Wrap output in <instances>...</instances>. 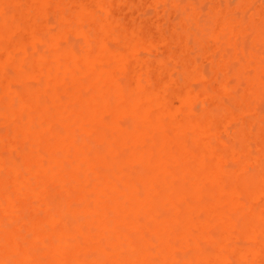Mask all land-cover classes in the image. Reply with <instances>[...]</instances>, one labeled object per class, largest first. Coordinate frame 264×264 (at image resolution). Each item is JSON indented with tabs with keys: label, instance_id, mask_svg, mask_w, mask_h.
Returning a JSON list of instances; mask_svg holds the SVG:
<instances>
[{
	"label": "bare ground",
	"instance_id": "obj_1",
	"mask_svg": "<svg viewBox=\"0 0 264 264\" xmlns=\"http://www.w3.org/2000/svg\"><path fill=\"white\" fill-rule=\"evenodd\" d=\"M198 1L0 0V264H264V0Z\"/></svg>",
	"mask_w": 264,
	"mask_h": 264
},
{
	"label": "rangeland",
	"instance_id": "obj_2",
	"mask_svg": "<svg viewBox=\"0 0 264 264\" xmlns=\"http://www.w3.org/2000/svg\"><path fill=\"white\" fill-rule=\"evenodd\" d=\"M194 2H195V0H193ZM198 1V0H197ZM202 3H206L207 5H209V2L207 1V0H200ZM200 1H198V2H200ZM225 1V0H224ZM234 1H237V0H232L231 1V3H233L234 4ZM226 2V1H225ZM196 3V2H195ZM236 3V2H235ZM197 5H199V4H201V3H196ZM202 5H204V4H202ZM200 6V5H199ZM204 7H205V5H204ZM204 9H206V8H204ZM253 8H249V9H239V14L244 18H248L249 16H251L252 15V13H253ZM147 11H149V10H147ZM150 12V11H149ZM262 27L264 26V24L263 23H261L260 24ZM240 35V37H239V39L241 38V37H243L242 39H244V38H246V35L245 34H239ZM238 35V36H239ZM243 35V36H242ZM245 36V37H244ZM247 37H248V35H247ZM241 39V40H242ZM247 39V38H246ZM245 40V39H244ZM249 40V39H248ZM245 41H247V40H245ZM248 43L249 42H246V44L248 45ZM260 50H262V51H264V48H260ZM259 50V51H260ZM261 51V53L264 55V52H262ZM156 53V51L155 50H153V51H151V54L152 55H154L155 53ZM263 103H261V106H260V108L259 109H261L262 110V112L264 113V101H262ZM126 122V121H125ZM2 127L0 126V129H1ZM3 129V128H2ZM233 128H230V131L232 130ZM229 131V132H230ZM224 134H226V133H224ZM230 163H232L233 164V162H230ZM245 163V164H244ZM231 164V165H232ZM234 165V164H233ZM242 169L243 170H248L249 168L251 169V163L249 162V161H247V162H242ZM90 180H92V181H94L95 179L93 178V177H91V176H89L88 177Z\"/></svg>",
	"mask_w": 264,
	"mask_h": 264
}]
</instances>
